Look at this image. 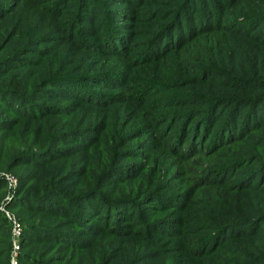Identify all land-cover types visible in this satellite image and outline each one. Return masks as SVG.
Returning a JSON list of instances; mask_svg holds the SVG:
<instances>
[{
    "label": "rangeland",
    "instance_id": "obj_1",
    "mask_svg": "<svg viewBox=\"0 0 264 264\" xmlns=\"http://www.w3.org/2000/svg\"><path fill=\"white\" fill-rule=\"evenodd\" d=\"M177 1L0 0V89L14 96L0 100V264L6 257L8 264H233L245 257L239 250L264 248V221L256 233H238L253 219L244 218L247 207L264 214V163L248 155L264 143V123L244 126L245 106L229 103L214 110L210 126L201 121L210 95L226 84V70H240L247 56L251 61L263 50L256 39L264 32V0H216L226 9L217 27L199 28L203 33L183 48L137 62L159 23L161 31L172 28ZM92 2L101 9L95 16ZM255 17L262 21L256 27ZM176 28L173 37L182 31ZM106 34L120 42L118 52L104 44ZM93 73L92 81L67 83L98 92L100 102L79 88L62 94L48 80ZM100 74L124 79L109 86ZM143 84L148 90L140 106ZM112 94L119 97L108 102ZM231 107L239 108L234 128L223 116ZM58 120L65 129L55 130ZM26 179H32L26 186L35 181L45 189L25 194L24 188L14 199ZM88 182L95 192L86 188L94 194L81 204L73 193ZM121 197L130 203L110 210ZM178 201L182 206H173ZM91 205L100 215L86 216L84 225L76 209Z\"/></svg>",
    "mask_w": 264,
    "mask_h": 264
},
{
    "label": "trees",
    "instance_id": "obj_2",
    "mask_svg": "<svg viewBox=\"0 0 264 264\" xmlns=\"http://www.w3.org/2000/svg\"><path fill=\"white\" fill-rule=\"evenodd\" d=\"M194 3L196 4V6H192V4H194ZM92 5H93V9H91V7H90L89 15H91V16L94 15L95 16L96 14L100 13L101 9H97L96 5H94L93 2H92ZM187 8L188 9L194 8V11L196 13L195 14L192 13L191 16H190L188 14V11H187V13L185 11ZM223 9H224V7H221V4L219 2H217L216 0H178L176 2L175 9L173 10V12L170 13V14L173 13V16H174L172 21H171L170 26L173 29H175V30L177 29L176 27H178V28L180 27V29L182 31L181 32L179 31L180 33L178 35H176L175 37H173L171 35V33H170V30L172 28L169 29L166 32L165 31L166 25H165L164 29L161 31V29H162L161 26L163 24L159 23L160 25H158V27H157V29L160 28L159 31L157 32V29H156L153 34L150 33L151 34L150 40H149L150 44L147 43V45H149L147 51L143 50L139 54V57L135 58L136 61L138 62L140 59L155 60L158 57L162 56V54L167 49H170V48H177V49L178 48L179 49L183 48L186 44L191 43V40L193 38H196L197 36L200 35V33H203L201 31H200V33H197L198 32L197 29H199V28L200 29L201 28H207V29H204V30H208V29L213 30L214 29L213 27H217L219 22L222 20V17L224 15L225 11H226V9L224 11H223ZM91 10H92V12L94 14L91 12ZM220 11H222V12H220ZM212 15H213V17L211 18ZM214 16H216V17L214 18ZM194 17H197V19L200 21L199 25H195L194 22L192 21V18H194ZM180 19H182L184 21H179ZM252 20H253V22H252L251 25L252 26L255 25V27L261 21L257 17H255ZM182 25L185 27L184 30H183V28H181ZM108 35L109 34H106L104 36V44H106V46L110 50H114V51L118 52L115 49V48H117L115 45H120V42L116 43L118 40L117 41L112 40L110 37H108ZM136 35L140 36V34L136 33V34H133L132 37H136ZM120 38H123L124 42L127 45H129V43H130L129 42V37L127 38V37L121 35ZM158 38H160V39L157 40ZM256 40L264 42V32L261 35V37L260 38L257 37ZM124 42H121V44L124 43ZM157 44H160V47L157 46ZM260 48H263V50L258 52V56H256L255 54H251L252 55L251 56L252 57L251 61H250L251 58H248V56H247L246 61L242 62L243 66L240 65L238 68H236V69H240V70H237V71H235V70H226V73H224V82L226 84L223 85L224 87H222V90L217 88L216 91L214 92V94L210 95L207 108L204 111L205 113H204L203 118L201 119V121H205V124L207 123V125L210 126L211 123L213 122V120L215 119L214 110L216 108H218L219 106H221L220 104L223 105V104L229 103L232 106L238 105L239 108H244V106H245V110H246V112H248V114H247L248 117H247V119L245 121V125L244 126H250L249 128H252V127L253 128H257L258 125L261 126L264 123V96L259 94V92H264V45H262V47H260ZM2 49H3V45L1 44L0 45V51ZM137 51H138L137 48L133 49V52H137ZM207 68H211V67H207ZM104 72L108 73L109 71H104ZM97 75H98L97 73H93L91 75H83L84 79H71V77H70V79L69 78L62 79L61 82L58 79V77H55V78L52 77V78H49L48 80H51L50 84L53 85L52 87L58 88L56 90H60V92L62 94L64 92H66L67 89L70 91V94H74L73 92L75 90H77L76 88H79L78 90L80 91V93L82 94V96L84 98H87V99L90 98V99H92L95 102H100L102 99H100L101 96H100V94L98 92L91 91L90 88H88V89L84 88L83 89V88H81V86L78 87L76 83H67V81H71V82L75 81V82H77V80H80V81L86 83L87 79L92 81L91 79H94V77L97 76ZM123 76L121 78L114 77L113 79H111L110 78L111 76H106V75L100 74V79L99 80H100L101 83H105V84L110 86V85H115V84L122 83L123 79H124ZM204 76L206 78L205 77H203V78L208 79V76L206 74H204ZM200 80H202V79H200ZM213 82H215V81H213ZM47 84H49V83H45L44 86H46ZM214 84H216V83H214ZM204 86L206 87V86H208V84L204 83ZM249 87H250V89H249L250 92L249 91L247 92V95H249V97L246 98L245 95H244L245 94L244 92ZM147 90H148V86L146 87L143 84L141 92H144V94L142 96H140V99L138 101V104L140 106L145 105L144 102L146 100V91ZM48 91H50V89ZM70 94H68V95H70ZM198 94H199V97H200V93H198ZM96 95L98 97H95ZM118 97H119L118 94H116V95L112 94L110 96H107V101L108 102L110 100L112 101L114 99H117ZM234 97H240V98L237 99V98H234ZM0 98H1L0 100H2L3 102H7L8 103V102H10L11 98H14V96L12 95V92L10 93L7 90H1L0 89ZM232 98H234V99H232ZM244 100H247V101H244ZM229 104L226 105V106H230ZM246 106H248L249 108L246 107ZM239 108L231 107L230 110H226L223 113V116H225L226 120L228 121V125L230 126V124H231V126H233V128L237 126V121L236 120L238 119L237 115H238V112H239V110H238ZM32 110L31 111H25L27 113L25 115H30L32 113ZM29 112H31V113H29ZM58 122H59L58 123V128L56 127L55 130H57V129H65L66 128V126H65V128H62V127L60 128V120H58ZM234 124H235V126H234ZM242 128L239 131L245 130V127H244V129H242ZM60 132H63V131H60ZM257 145L258 146L254 145L252 147V151L248 150V155H250L251 152H253L254 155H252L253 159H251L252 160L251 162H258V163H261L259 165H262L264 163V143H260V144H257ZM57 150H59V149H57ZM261 157H263V158H261ZM259 165H257V166H259ZM259 171H260V168L257 167L255 169V171L252 172V175H256ZM224 179L225 178H222L220 180H224ZM30 180H32V179H26V180H23V182L20 181L18 183V186H17V191L18 192H17L16 196L14 197V199H16L18 196H20L21 191L24 188H25L24 189L25 190L24 191L25 194L26 193H32L33 194L35 192L43 191L45 189L44 186H39V188L36 187L37 186V182H35V181L34 182L31 181V183L29 184L30 186H26V184ZM220 180H218V181H220ZM44 181H46L45 183H47V182L51 183L50 180H44ZM0 182L5 183V181H4V179L2 177H0ZM25 182H27V183H25ZM45 183L43 185H45ZM49 185H51V184H49ZM90 185H91V183L88 182L87 183V187H85L83 189H78L79 192H74L73 193V194H75L74 195L75 196L74 199L82 204L85 200H87L88 196H90L91 194H94L92 192H89V193H85L84 192V190L86 188L91 189L89 187ZM94 188L95 187H93L91 190H93L95 192ZM244 188L245 187L243 186V187H241V189H239L237 191V194L240 195L241 199H244L243 198V193H242ZM249 191L252 192V193L258 194L256 191H254L251 188L249 189ZM45 193H47V192H45ZM65 195H67V194L65 193ZM117 197L118 196H116V198ZM124 198L125 197H121V198L116 199L115 201H112L111 203L109 202L110 204H112V205H110V210L115 208V205L116 206H122L121 204H123L125 202L130 203L128 200L126 201V198L125 199ZM97 199H98L99 203L104 204V202H102L100 197H97ZM15 201L16 200H14L12 202H9L10 205L12 203H14ZM48 202L51 203L50 201H48ZM19 206H21V205H19ZM91 206H92V208H83V210L76 209L78 217H80L81 220L83 219L84 225H87V224H85V221H84L86 216H88L90 214H93V213L95 215L97 214V216L100 215L99 211H97L95 208H93V205H91ZM173 206H175V207L176 206H182V203H180V201H178V202L174 203ZM237 206L241 207L243 205H242V203H238ZM249 208H250V214L249 215H245L244 218H249V219L253 218V219H250L249 223H246L247 225H243L244 227H242L240 230H238L239 234L243 233L242 231L245 228H247L248 230H253V231L255 230V233H256L257 229L259 230L260 227L263 229L261 221H264V214H255L253 206L252 207H247V212L249 211ZM62 210H63L62 216L63 217L68 216L69 211L67 210V208H63ZM73 216H75V215H73ZM250 216H252V217H250ZM3 217L4 216L2 215V213H0V223H2ZM254 217L256 218V220L254 219ZM238 219H241V218H238ZM86 227L88 229L91 228V226H86ZM92 231H93V229H92ZM59 233H60V231H58V234ZM21 234L22 235H21L20 243L23 244V242H25L24 239L27 238V237H25L23 235L24 233H21ZM7 237L8 238L10 237V235L8 236V233H7ZM64 239L66 241V237ZM79 245H81V244H79ZM8 247H10V243L8 244ZM203 252H204V250L200 254H203ZM239 252L241 254H243L245 257L236 259L237 262L233 263V264H264V248H259V246L256 245L255 249H253L254 253H252V254L251 253H242L240 250H239ZM20 256L21 255L19 254V251H18V253H17V262L20 261ZM233 258H234V255H233ZM6 259H7V257H6ZM6 259H5V262L3 264H8L7 263L8 259H7V261H6ZM38 262H39V264H45L43 261H38Z\"/></svg>",
    "mask_w": 264,
    "mask_h": 264
},
{
    "label": "built area",
    "instance_id": "obj_3",
    "mask_svg": "<svg viewBox=\"0 0 264 264\" xmlns=\"http://www.w3.org/2000/svg\"><path fill=\"white\" fill-rule=\"evenodd\" d=\"M7 179H8L10 182H12V183L15 184V179H14L13 176H11V175H7ZM13 222H14V224H13V229L15 230V234L18 235V234H19V231H20L19 223H18L16 220H13ZM16 247H17V245H16Z\"/></svg>",
    "mask_w": 264,
    "mask_h": 264
}]
</instances>
